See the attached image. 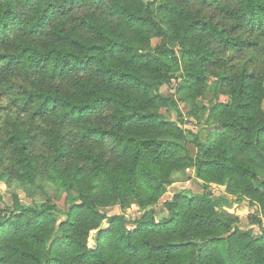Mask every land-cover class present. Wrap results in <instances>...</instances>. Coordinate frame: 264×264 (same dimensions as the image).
<instances>
[{
	"label": "trees",
	"instance_id": "trees-1",
	"mask_svg": "<svg viewBox=\"0 0 264 264\" xmlns=\"http://www.w3.org/2000/svg\"><path fill=\"white\" fill-rule=\"evenodd\" d=\"M0 185V264H264V0H0Z\"/></svg>",
	"mask_w": 264,
	"mask_h": 264
},
{
	"label": "rangeland",
	"instance_id": "rangeland-1",
	"mask_svg": "<svg viewBox=\"0 0 264 264\" xmlns=\"http://www.w3.org/2000/svg\"><path fill=\"white\" fill-rule=\"evenodd\" d=\"M158 43L157 40H152V46H155ZM161 92L165 95H170L172 94L171 90L169 91L166 87H163L161 89ZM176 102L178 104V108L180 110V112L182 114H185V107L178 102V100L176 99ZM162 113L168 117H170L171 119H175V114L173 112H166V111H162ZM187 120V124H186V128L191 130V131H196L197 130V122L193 119H188ZM201 134H205L203 131L200 132ZM192 177V173L191 171L186 172L185 174L181 175L180 178V182L172 185L171 187H169L167 189L166 194L161 198L159 205L155 208L157 211V216L159 217V215L162 213V204L164 202L170 201L172 196L177 193V192H187V194L190 196H196V195H200L202 193V188L200 186V184L198 182H196L195 180L191 179ZM187 179H189L188 181H186ZM212 192L214 196H222V191H218L217 188L212 187ZM0 195L2 198L1 201V206L2 207H10L11 206V196L9 194V192L6 190V188L3 185H0ZM19 200L22 204H26L28 205V203H30L29 200H27L23 194L19 193ZM65 195H62L59 199H56L54 196V193L50 192V191H46V195L45 196H41V197H37L34 199L33 203L34 205H39L41 203H45V202H50L52 204H55L58 208L65 209L66 205H65V201H64ZM231 198H229L230 200ZM224 213L226 214V216H229L230 218H244L246 217L248 214H253L255 213L256 209L251 207L249 204H247L246 202L238 204L235 201H231V204H229L228 206H225L224 208ZM108 215H112V214H120L122 213L127 220H129L130 222H133L134 220L138 219L141 216V212L139 211L138 207L135 204H129L127 205L124 209H120L118 207H112L106 210ZM107 225L104 222L101 226V228H105ZM126 228L128 230H132L133 226L131 224L127 225ZM89 246L92 247L93 246V239L91 238L89 240Z\"/></svg>",
	"mask_w": 264,
	"mask_h": 264
},
{
	"label": "crops",
	"instance_id": "crops-1",
	"mask_svg": "<svg viewBox=\"0 0 264 264\" xmlns=\"http://www.w3.org/2000/svg\"><path fill=\"white\" fill-rule=\"evenodd\" d=\"M218 189V191H222L223 189L222 188H217Z\"/></svg>",
	"mask_w": 264,
	"mask_h": 264
}]
</instances>
